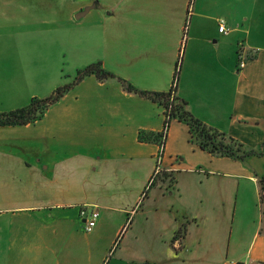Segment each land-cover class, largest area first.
<instances>
[{
	"label": "crops",
	"instance_id": "1",
	"mask_svg": "<svg viewBox=\"0 0 264 264\" xmlns=\"http://www.w3.org/2000/svg\"><path fill=\"white\" fill-rule=\"evenodd\" d=\"M190 1L0 0V113L100 62L140 91L175 86L195 118L261 151L264 48L250 46L249 25L257 0ZM164 120L159 104L90 75L36 122L0 126V264H105L129 217L116 264H264V156H213L172 120L146 189L159 143L138 133L159 134ZM83 209L99 213L91 232Z\"/></svg>",
	"mask_w": 264,
	"mask_h": 264
},
{
	"label": "trees",
	"instance_id": "2",
	"mask_svg": "<svg viewBox=\"0 0 264 264\" xmlns=\"http://www.w3.org/2000/svg\"><path fill=\"white\" fill-rule=\"evenodd\" d=\"M90 75H94L98 81L115 80L124 91L159 104L164 109V124L167 128L172 120L185 123L189 129L191 142L213 156L227 157L237 161H245L247 158L253 156H264V145L261 151L247 149L237 140L206 126L199 119L195 118L187 110L186 104L174 96L175 86L166 93L140 91L124 79L115 77L105 71L100 62L90 64L78 70L72 83L57 88L50 96L43 99L32 98L25 107L0 113V126H23L36 122L41 119L53 104L58 102L71 90V88ZM138 140L140 142L160 143L161 133L153 134L139 131ZM159 179H162L164 182H172V176L166 173H163ZM154 184L152 182L150 186Z\"/></svg>",
	"mask_w": 264,
	"mask_h": 264
},
{
	"label": "rangeland",
	"instance_id": "3",
	"mask_svg": "<svg viewBox=\"0 0 264 264\" xmlns=\"http://www.w3.org/2000/svg\"><path fill=\"white\" fill-rule=\"evenodd\" d=\"M191 3H193V0L192 1H190L189 2V7L191 8ZM251 15H253V21L252 22H250L249 23V25H250V28H251V30H250V32H251V37H250V41H251V43H250V46H253V48H259V49H261V48H264V2H263V0H257V2H255L252 6H251ZM180 63V62H179ZM179 65H177V69H176V74L178 73V71H179ZM82 69V68H81ZM81 69H78V70H81ZM78 70H75V72H74V76H71V77H67V79L66 78H64L63 77V72L62 73H60L59 74V76H58V81L59 82H61V84H59V85H56L55 87H53L51 90H50V88H51V86H50V84L48 83V85L47 86H42V87H40L39 88V90H41L40 92V97L39 98H37V99H43V98H46V97H48V96H50L57 88H59V87H62V86H64V85H67V84H70V83H72L73 82V80H74V78H75V76H76V73H77V71ZM66 72V74H69V73H67V71H65ZM61 77H63V78H61ZM73 77V79H72V81H70V79ZM70 78V79H69ZM68 81H70V82H68ZM67 82V83H66ZM79 84V83H78ZM50 86V87H49ZM76 86V85H75ZM74 86V87H75ZM73 87V88H74ZM73 88H71V89H73ZM51 92H50V91ZM70 91V90H69ZM68 91V92H69ZM67 92V93H68ZM66 93V94H67ZM45 94V95H44ZM42 96V97H41ZM29 103V102H28ZM57 103V102H56ZM54 105V104H53ZM151 185V184H150ZM150 185H146L145 186V188L146 189H148L149 187H150ZM260 200H262V199H260ZM252 202V203H251ZM253 202H254V204H255V202H257V204L259 203V205H260V201H259V197H257V199L255 200H253V199H251V201H249L247 204H248V206H252L253 207ZM128 217H129V215H128ZM130 220H131V217H129V219H128V221L126 222V224L125 225H123V226H125L124 227V229L122 230V232H121V234L119 235V239H117V242H115V245H113V247H112V249H111V247L108 249V251H107V253H108V257H107V260H106V262H105V264H107L108 263V261H110L111 260V262H110V264H116L117 263V261H115V256L117 255H115V247L118 245V242L120 241V239L122 238V236L124 235V233L126 232V238L124 239V241L127 239V238H129V233H130V230H129V222H130ZM237 227H238V225H236ZM244 226V230L245 229H247L248 231L246 232V234L244 235L246 238L249 236V233H251V228H252V225H243ZM123 242V241H122ZM111 249V250H110ZM156 249H159L158 251L159 252H162L163 250H165V247L161 244V242L158 240V242H156ZM119 264V263H118Z\"/></svg>",
	"mask_w": 264,
	"mask_h": 264
},
{
	"label": "built area",
	"instance_id": "4",
	"mask_svg": "<svg viewBox=\"0 0 264 264\" xmlns=\"http://www.w3.org/2000/svg\"><path fill=\"white\" fill-rule=\"evenodd\" d=\"M184 30L185 31H183V40L185 38L184 35L186 33L187 27H185ZM218 32L223 33V34L227 33L223 22L219 24ZM239 66L240 68H243L245 66V62L243 61V59H241V61L239 62ZM167 129H168L167 126L164 124L163 130L161 132V141L158 145V152L156 155L155 167H154L153 174H152V177L148 185H150L153 182L154 178H156V176L159 175L161 172V161H162L163 146H164L163 141L165 140ZM80 214H81V217H84L85 215L88 216L87 218H85L83 228L86 232H91L93 228L95 227L96 221L99 217L98 211L96 209H92L87 212L86 209H83L81 210ZM230 264H239V263H230ZM242 264H246V263H242Z\"/></svg>",
	"mask_w": 264,
	"mask_h": 264
},
{
	"label": "water",
	"instance_id": "5",
	"mask_svg": "<svg viewBox=\"0 0 264 264\" xmlns=\"http://www.w3.org/2000/svg\"><path fill=\"white\" fill-rule=\"evenodd\" d=\"M77 18H79L78 16H77ZM254 264V263H253Z\"/></svg>",
	"mask_w": 264,
	"mask_h": 264
}]
</instances>
